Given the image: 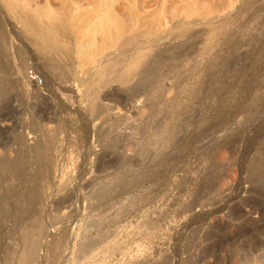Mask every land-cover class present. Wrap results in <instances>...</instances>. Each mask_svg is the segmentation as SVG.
<instances>
[{
    "label": "rangeland",
    "instance_id": "obj_1",
    "mask_svg": "<svg viewBox=\"0 0 264 264\" xmlns=\"http://www.w3.org/2000/svg\"><path fill=\"white\" fill-rule=\"evenodd\" d=\"M5 1L0 160L18 167H0V264H245L251 222L262 239L252 253L264 257L248 177L264 155V0H144L142 26L119 41L147 32L169 52L139 91L96 78L121 59L114 49L90 63L66 29L60 57L21 24L49 27L44 14L62 0Z\"/></svg>",
    "mask_w": 264,
    "mask_h": 264
},
{
    "label": "bare ground",
    "instance_id": "obj_2",
    "mask_svg": "<svg viewBox=\"0 0 264 264\" xmlns=\"http://www.w3.org/2000/svg\"><path fill=\"white\" fill-rule=\"evenodd\" d=\"M6 1H9V0H6ZM45 1H44V3L47 4L48 0H45ZM118 1L120 2V0H92V3H94L93 4V10L90 11V12H86V13H83L82 10H81L82 7H80L81 5L79 4V2H82L81 0H62V1H59V2H61L60 3L61 5H59L58 7L56 5V7L54 8L55 9L54 11L53 10L52 11L48 10L49 9L48 8L46 10L47 12H45V14H44L46 16H49L48 18L47 17L46 18L50 20V21H48V22H50V26L49 27L52 28V29L50 28V30L48 32H46V30L49 29V27H48V25L47 26L45 25V22L44 23L42 22L41 24H37V22L34 23L33 18L30 19L29 17L25 16V18L21 19V24L27 30H29V32L31 31V32H33L35 34L36 38L41 43V47H45L46 49H48L50 51H53L52 53L49 52L50 54H53V53H56L57 55L59 54L60 57L63 56V54H66V53H64V51L62 49L63 47L62 48L58 47V44H57L56 41H57V39H59V38H57L58 36L59 37H60V35L63 36V33H64V36L68 35L69 32H67L66 29L69 30L73 34V36H75V35L78 36V38L75 36V38L78 39V43L75 45V42H74V45L77 48V50L79 48H83L84 43H86L85 45H87V46H85L84 49H86L87 47L88 48L86 49V51L83 50L85 52L83 53V51H82V53H83V55L85 53H87L88 59H89V57L91 58V59H89L90 63H91V61L94 62V60H92V59H94L93 57H95L96 55L102 54V51H106V50H109V49H114L118 54L122 55V57H120L121 59L119 60L117 56H116L117 58H114L115 60L111 59L112 62H110V60H108V59H105L107 61L104 62V63H106V64H104L105 67H106V68L104 67V70H105V72L103 71L104 75H103V72L101 73V70H100L101 75L98 72V74L100 76H98L96 78H100V77H101L100 79H102V77H110L111 78V76H113L114 79L115 78H118V79H116L117 81H115L114 79L111 78L110 80L112 82H117V83H120L121 85H125L126 84V86L128 85L126 87V90H128V91H133V90L139 91V90L144 89V87H145L144 84H145L146 80L148 78L154 76L155 72L159 68L160 62L168 54L169 48H166L165 46H163V47L160 46L159 47L157 45L156 40H154L155 37H152L154 39H152V38L149 39L148 36L149 35L151 36V34L148 35L147 32L146 33H140L139 32L138 34H131L130 37L128 36L129 38H126L127 39L125 41L126 44H124V42H122V44H121V42L119 41L120 37H122L124 35H128L130 33H133L134 31L137 30V28H139V26L140 27L142 26L140 24V20L144 19V17H142V19H141L140 16H143L144 13L146 12L145 11L146 10L145 9L146 8L145 4L147 2H145L144 0H125L126 1V5L124 4V6H125L124 9L126 10V12L122 13V11H120L121 9H117L118 7L121 8L120 7L121 6L120 5L121 2L118 5ZM89 2H91V0ZM150 2H151V0H150ZM157 3H159V2H157ZM8 5H7L8 7H12V4L8 3ZM156 5H158V4H156ZM160 8H162V6ZM143 10L145 11L144 13L142 12ZM119 12H121V13H119ZM37 13H39V12H37ZM186 13H188V12H186ZM186 13H184V15ZM188 14H186V15H188ZM160 15H161L160 17L162 19L159 16H158L157 19H160L158 21H160V25L162 27V26L166 25V21H165L166 19H165L164 16H162L163 14H160ZM149 16H151V15H149ZM155 17H156V15H155ZM155 17L153 18L154 19L153 21L156 20ZM146 18H148V17H146ZM185 18H186V16H185ZM153 21H150V22H152V23H150L151 25L154 24ZM186 21H187V19H186ZM156 22H157V20H156ZM66 25H68V26H66ZM154 25H152V26H154ZM227 26L228 25L225 24V26L223 28H226ZM63 31H66L67 33L63 32ZM165 33H166L165 29L160 31V34L158 35L159 39H160L159 41H163L165 39ZM97 34L98 35L100 34L99 36L102 39L101 40L102 41V43H101L102 45H100L99 41H98L99 44L98 43H97V45L95 44L97 39H96V41H94V38H96L95 36H97ZM189 38H190V36L187 35V32L185 33V30L183 32H180L176 36V40L177 41H179V39L183 40V41H179V42H181V44L178 42L179 46H184L188 42L187 40ZM119 42H120V46L117 47V44ZM81 43H83V44H81ZM123 44H124V46H123ZM159 45H160V42H159ZM2 46H5V45H2ZM46 49H45V51H46ZM69 49H70V47L68 49H66V50L64 49V50L69 52L70 51ZM99 52H101V53H99ZM82 53H81V55L80 54L78 55L80 58H82ZM96 53H98V54H96ZM76 54H78V53L76 52ZM3 55H4V53H3ZM110 55L111 54H108L109 57H110ZM108 56H106V57L108 58ZM6 57H4V58H6ZM50 57H51V55H50ZM84 57H86V55ZM4 58H2V59H4ZM54 58H57V57H54ZM67 58H68V56H67ZM4 61H5V59H4ZM4 61H3V63L5 64ZM82 61H83V58H82ZM60 62H64V61H60ZM18 67L22 68L21 65L20 66L17 65L16 69ZM54 67H53L54 70H56L58 68L57 65H56L57 68L56 67L54 68ZM80 67H82V66H80ZM4 68L5 67L0 65V75H2V73L4 71ZM50 69H52V67ZM17 71H18V69H17ZM105 73H106V75H105ZM103 79H102V82L98 79L99 83L101 82L103 84L104 83ZM133 81H134V83L132 84ZM3 82H4V79H3L2 76H0V84L3 83ZM101 83H100V85H102ZM106 83H108V82H106ZM106 83H104V84L106 85ZM130 84H132V85H130ZM5 91H6V87L2 88V90H0V99L3 97ZM101 110L102 109H100V112H101ZM30 118H31V116L28 119H30ZM30 120H32V118ZM26 123H27V121H26ZM28 124H29V122L27 123V125ZM29 125L31 126V124H29ZM23 139H25V137ZM46 139H47L46 143H49V142L53 143V140H54L53 138H46ZM16 144L22 148L23 144H25V143H22V139L19 136L18 138H16ZM26 146H28V145H26ZM33 146H34V144H33ZM30 147H29V149H30ZM31 149L32 150H30V152H33V153H34V151L42 152L41 151L42 146H40V144H35V146L33 148H31ZM19 151H20V149H19ZM27 151L29 153V150H26V152ZM34 154H33V156L36 155V154L35 155ZM30 155L32 156V154H30ZM37 155H38V153H37ZM48 160L51 162V164H52V162H54L53 164L55 165L56 161H53L52 158H49ZM255 160L256 161L254 163L253 162L250 163V164L253 163L252 166L249 164L250 168H249V174H248L249 176L248 177H249V182L252 183L251 192L253 191L252 194H254V193L257 194L258 200L252 199V202H250V203L252 205H254V206H258V209H259L260 213H264V212H262V210H264V209H262V208H264V155L260 156L258 159H255ZM42 162H43V160H42ZM0 167H2L7 173H10V172H13V171L16 170V168L18 167V163L16 162V159L13 160V161H11V160L8 161L6 159H1L0 160ZM249 201L250 200H248V202ZM249 207H252V206H249ZM258 215L261 216V214H258ZM262 216H264V215H262ZM260 218H262V217H259V220H260ZM262 219H264V218H262ZM262 221H264V220H262ZM262 223H264V222H262ZM254 224H252V222H251L250 229L248 230L249 231L248 234L250 236V241H249L250 242V246L248 245L250 248L248 247L249 248L248 250L250 251V253L248 255L249 259L247 258L249 262L247 263V260L245 261L247 264H249V263L250 264H256L257 263L258 264L260 262V260L262 258H264V257H261L259 254L258 255L260 257L258 255L255 256V254L252 253L254 251L253 249L256 247L255 244L258 243V242L260 243L262 241V239H259V241L256 242V240H255V238L253 236V235H257L259 230H260V229H258L257 226H254ZM255 225H258V224H255ZM255 227H257V228H255ZM261 227H264V226H259V228H261ZM256 229H258L257 230L258 232L255 231ZM261 230H264V229H261ZM253 231H254V233L257 232V234H252ZM260 232H261V234H264V232H262V231H260ZM257 238L258 237H256V239ZM253 239L255 240L256 243H253L254 242ZM261 245H264V244H261ZM253 246H255V247L253 248ZM259 247H262V246H259ZM261 263H262V261H261ZM261 263H259V264H261Z\"/></svg>",
    "mask_w": 264,
    "mask_h": 264
},
{
    "label": "built area",
    "instance_id": "obj_3",
    "mask_svg": "<svg viewBox=\"0 0 264 264\" xmlns=\"http://www.w3.org/2000/svg\"><path fill=\"white\" fill-rule=\"evenodd\" d=\"M32 80H37V77L33 76V77H32Z\"/></svg>",
    "mask_w": 264,
    "mask_h": 264
}]
</instances>
